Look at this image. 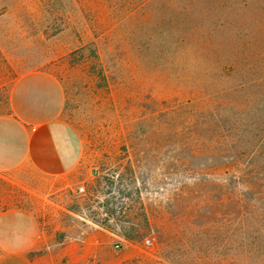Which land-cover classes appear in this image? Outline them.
<instances>
[{
  "label": "rangeland",
  "instance_id": "obj_1",
  "mask_svg": "<svg viewBox=\"0 0 264 264\" xmlns=\"http://www.w3.org/2000/svg\"><path fill=\"white\" fill-rule=\"evenodd\" d=\"M184 27L147 0H0V97L30 122H66L82 143L81 182L46 193L0 143V213L37 221L33 264H239L225 173L195 182L185 166L207 150L185 138V101L207 73ZM85 229L101 254L75 260L64 246Z\"/></svg>",
  "mask_w": 264,
  "mask_h": 264
},
{
  "label": "trees",
  "instance_id": "obj_2",
  "mask_svg": "<svg viewBox=\"0 0 264 264\" xmlns=\"http://www.w3.org/2000/svg\"><path fill=\"white\" fill-rule=\"evenodd\" d=\"M147 5L183 22L187 56L199 53L192 60H201L207 73L204 92L185 101L186 142L205 141L207 150L198 160L190 150L185 166L195 182L211 180V172L221 168L219 186L232 204L223 214L236 225L237 261L264 264V0ZM0 102V116L8 114L9 94Z\"/></svg>",
  "mask_w": 264,
  "mask_h": 264
},
{
  "label": "crops",
  "instance_id": "obj_3",
  "mask_svg": "<svg viewBox=\"0 0 264 264\" xmlns=\"http://www.w3.org/2000/svg\"><path fill=\"white\" fill-rule=\"evenodd\" d=\"M9 108L11 112L0 116V143L5 144L6 162L11 160L13 166L29 173V179L43 193L80 183L82 143L75 130L58 118L30 122L12 103ZM98 233L102 239L104 233ZM97 242L94 231L85 229L84 235L69 239L64 250L75 260H87L101 254ZM41 246L38 223L31 214L21 210L0 213V257L10 258V264H33L27 254Z\"/></svg>",
  "mask_w": 264,
  "mask_h": 264
},
{
  "label": "built area",
  "instance_id": "obj_4",
  "mask_svg": "<svg viewBox=\"0 0 264 264\" xmlns=\"http://www.w3.org/2000/svg\"><path fill=\"white\" fill-rule=\"evenodd\" d=\"M77 189H78L79 191H82V190H83V186L80 185V186L77 187ZM145 242H146V243H150V240H149V239H145Z\"/></svg>",
  "mask_w": 264,
  "mask_h": 264
}]
</instances>
